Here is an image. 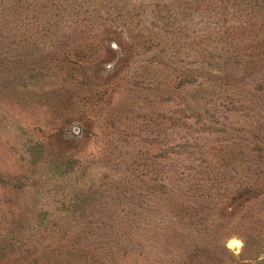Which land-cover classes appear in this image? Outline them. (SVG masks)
Listing matches in <instances>:
<instances>
[{"label": "rangeland", "instance_id": "1", "mask_svg": "<svg viewBox=\"0 0 264 264\" xmlns=\"http://www.w3.org/2000/svg\"><path fill=\"white\" fill-rule=\"evenodd\" d=\"M202 243L264 264V0H0V264Z\"/></svg>", "mask_w": 264, "mask_h": 264}, {"label": "trees", "instance_id": "2", "mask_svg": "<svg viewBox=\"0 0 264 264\" xmlns=\"http://www.w3.org/2000/svg\"><path fill=\"white\" fill-rule=\"evenodd\" d=\"M203 244L204 243L201 244L202 254L207 255L206 260L208 261H204V262L199 261L200 264H240L239 262L236 263V259H237L236 256L226 245L221 247L220 244L219 245L218 244L212 245L210 243H206V245ZM213 246L215 247L214 249ZM65 253H68V251ZM199 255H201V253H199ZM210 258H213L214 260L210 261Z\"/></svg>", "mask_w": 264, "mask_h": 264}, {"label": "bare ground", "instance_id": "3", "mask_svg": "<svg viewBox=\"0 0 264 264\" xmlns=\"http://www.w3.org/2000/svg\"><path fill=\"white\" fill-rule=\"evenodd\" d=\"M240 243H241V242H239V241H232V242H231L232 245L237 244L238 246L241 245Z\"/></svg>", "mask_w": 264, "mask_h": 264}]
</instances>
